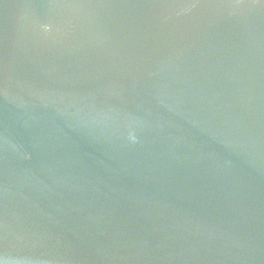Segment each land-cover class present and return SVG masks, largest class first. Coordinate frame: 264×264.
<instances>
[{
    "label": "water",
    "instance_id": "95a60500",
    "mask_svg": "<svg viewBox=\"0 0 264 264\" xmlns=\"http://www.w3.org/2000/svg\"><path fill=\"white\" fill-rule=\"evenodd\" d=\"M0 264H264V0H0Z\"/></svg>",
    "mask_w": 264,
    "mask_h": 264
}]
</instances>
